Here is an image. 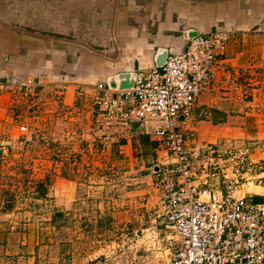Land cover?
Masks as SVG:
<instances>
[{"label":"rangeland","instance_id":"obj_1","mask_svg":"<svg viewBox=\"0 0 264 264\" xmlns=\"http://www.w3.org/2000/svg\"><path fill=\"white\" fill-rule=\"evenodd\" d=\"M111 10L112 0H0L6 22L96 38L107 33ZM261 75L256 103L264 125V70ZM30 92L13 93L0 119V264H126L128 233H139L144 222L145 200L138 197L149 198L129 192L148 186L154 155L118 157L109 143L116 131L101 129L93 102L67 107L58 93ZM255 132L200 148L195 163L246 150L245 157L264 158V128ZM38 182L47 187L39 199ZM246 189L262 192L252 183Z\"/></svg>","mask_w":264,"mask_h":264},{"label":"crops","instance_id":"obj_2","mask_svg":"<svg viewBox=\"0 0 264 264\" xmlns=\"http://www.w3.org/2000/svg\"><path fill=\"white\" fill-rule=\"evenodd\" d=\"M14 25L25 28L16 23ZM25 29L79 40L100 51L113 50L109 23L107 33L99 38L89 34L75 35L72 31L59 34L30 27ZM188 29L197 30L200 36L215 30H222L227 35L225 48L213 63L207 87L197 98L193 117L186 123L180 121L177 127L189 154L199 153V149L208 144L231 142L241 133L244 135L256 130L258 132L255 133H260V129L264 128L260 118L263 112L256 102L260 101L259 83L264 70V0L205 3L118 0L113 28L118 44L115 59L104 57L82 45L21 33L0 24V119L6 117L13 95L7 80L11 75L32 78L35 82L33 91L37 96L40 92L58 93L63 106L84 109V104H94L95 98L103 95L98 85L107 88L108 76L122 71L140 73L156 67L159 48L167 49L168 55L182 52L188 44L185 37ZM94 106L99 118L98 106ZM155 126L154 120L143 124L133 122L114 130L113 137H117L110 138L109 142L118 157L121 155L128 159L136 156L138 135L146 134L157 143L150 166L153 169L154 165H158L159 171L151 170L147 175L148 186L129 192L149 197H138L145 200L139 210L140 220L144 222L147 220L149 201L155 197V184L166 165L164 159L159 160L165 151L153 135ZM142 165L144 167L145 163ZM208 181L223 190L220 178L209 177ZM67 185L71 187L72 182L67 180ZM253 198L261 200L259 196Z\"/></svg>","mask_w":264,"mask_h":264},{"label":"built area","instance_id":"obj_3","mask_svg":"<svg viewBox=\"0 0 264 264\" xmlns=\"http://www.w3.org/2000/svg\"><path fill=\"white\" fill-rule=\"evenodd\" d=\"M226 38L215 30L187 39L186 48L168 55L162 66L137 73L130 90L98 85L104 93L94 104L102 130L154 120L153 135L165 151L147 221L139 233H128L121 252L126 264H264V158L245 157L246 150L232 159L218 153L197 165L198 153L189 154L177 131L180 121L193 117ZM7 80L13 93L24 95L35 85L30 77ZM209 177L220 178L223 190ZM251 183L262 192L247 190Z\"/></svg>","mask_w":264,"mask_h":264},{"label":"water","instance_id":"obj_4","mask_svg":"<svg viewBox=\"0 0 264 264\" xmlns=\"http://www.w3.org/2000/svg\"><path fill=\"white\" fill-rule=\"evenodd\" d=\"M184 1L193 2V3H205V2L222 1V0H184ZM117 6H118V0H112V10H111L110 19H109V36H110V41H111V45H112L113 50L110 52L100 51V50L95 49V48L91 47L90 45H88L84 42H81L79 40L67 39V38H63V37H57V36H54L51 34H45V33H39V32H34L31 30H27L25 28H22V27H19L17 25L8 23V22L1 20V19H0V24L7 27V28L19 31L21 33H27L30 35H36V36L45 37V38H49V39H53V40L65 41V42H69V43L82 45L83 47H86L90 51L98 53L104 57H107L109 59H115L117 56V53H118V44H117V41H116L114 33H113V28H114V23H115ZM185 35H186L185 37L187 39H194L195 37L199 36V32L195 29H188L186 31ZM167 57H168L167 49L159 48L157 51V54H156V58H155L156 67L162 66L165 63ZM136 77H137L136 71H122V72H119L117 74L110 75L106 78L107 88L112 90V91H119V92L130 90L134 86ZM152 170L154 172H158L159 166L154 165Z\"/></svg>","mask_w":264,"mask_h":264},{"label":"trees","instance_id":"obj_5","mask_svg":"<svg viewBox=\"0 0 264 264\" xmlns=\"http://www.w3.org/2000/svg\"><path fill=\"white\" fill-rule=\"evenodd\" d=\"M157 147L156 141L149 139L148 135L140 134L136 138L135 148H136V157L140 160L146 159L148 156L153 155V150ZM37 193L34 198H43L46 195L47 187L44 182L37 183ZM254 202H259L258 198H252ZM57 214H61L57 212Z\"/></svg>","mask_w":264,"mask_h":264}]
</instances>
